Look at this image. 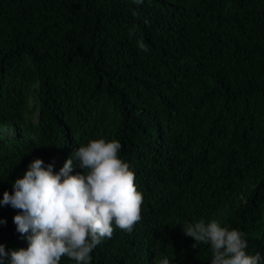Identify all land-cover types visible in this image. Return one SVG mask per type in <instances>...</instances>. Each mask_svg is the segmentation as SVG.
Masks as SVG:
<instances>
[{"label":"trees","instance_id":"trees-1","mask_svg":"<svg viewBox=\"0 0 264 264\" xmlns=\"http://www.w3.org/2000/svg\"><path fill=\"white\" fill-rule=\"evenodd\" d=\"M99 138L143 204L90 264H211L182 230L200 219L264 261V0H0V200L34 159L59 172ZM18 213L0 205L6 251L28 246Z\"/></svg>","mask_w":264,"mask_h":264},{"label":"clouds","instance_id":"clouds-1","mask_svg":"<svg viewBox=\"0 0 264 264\" xmlns=\"http://www.w3.org/2000/svg\"><path fill=\"white\" fill-rule=\"evenodd\" d=\"M135 31L133 25L130 38ZM137 46L148 51L143 38ZM121 147L118 140L91 139L73 151L59 172L53 171L54 162L45 166L42 159H34L15 180L13 193L5 191L0 200V205L19 210L13 222L28 246L6 251L0 244V264H60L62 257L90 264L93 250L116 228L131 233L141 220L143 196L134 171L119 156ZM76 167L83 171L71 174ZM182 230L195 240L193 247L210 244L211 264H264L259 253L246 252L244 233L217 220L200 219ZM158 264L170 261L163 258Z\"/></svg>","mask_w":264,"mask_h":264}]
</instances>
